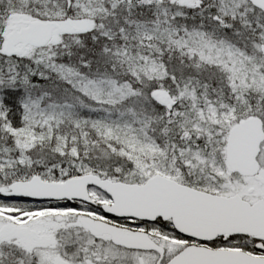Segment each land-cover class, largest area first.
<instances>
[{
	"label": "snow or ice",
	"instance_id": "6c2138e0",
	"mask_svg": "<svg viewBox=\"0 0 264 264\" xmlns=\"http://www.w3.org/2000/svg\"><path fill=\"white\" fill-rule=\"evenodd\" d=\"M0 264H264V0H0Z\"/></svg>",
	"mask_w": 264,
	"mask_h": 264
}]
</instances>
